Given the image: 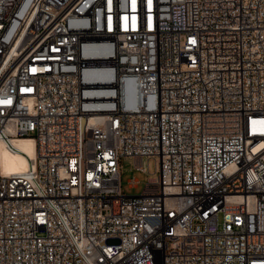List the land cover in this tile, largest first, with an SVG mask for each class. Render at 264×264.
Segmentation results:
<instances>
[{
    "label": "built area",
    "instance_id": "1",
    "mask_svg": "<svg viewBox=\"0 0 264 264\" xmlns=\"http://www.w3.org/2000/svg\"><path fill=\"white\" fill-rule=\"evenodd\" d=\"M25 137L0 264H264V0H0V147ZM123 157L156 160L137 196Z\"/></svg>",
    "mask_w": 264,
    "mask_h": 264
},
{
    "label": "rangeland",
    "instance_id": "2",
    "mask_svg": "<svg viewBox=\"0 0 264 264\" xmlns=\"http://www.w3.org/2000/svg\"><path fill=\"white\" fill-rule=\"evenodd\" d=\"M142 167L144 171L135 170L134 162L130 157H123L121 159V175H120V190L126 196H137L139 195L145 184L149 179L154 178L156 160L154 158H144L142 161ZM129 180H137V185L131 187Z\"/></svg>",
    "mask_w": 264,
    "mask_h": 264
},
{
    "label": "bare ground",
    "instance_id": "3",
    "mask_svg": "<svg viewBox=\"0 0 264 264\" xmlns=\"http://www.w3.org/2000/svg\"><path fill=\"white\" fill-rule=\"evenodd\" d=\"M13 149L0 147V165L5 173H15L24 170L29 159L35 156L34 141L29 138H13L11 141Z\"/></svg>",
    "mask_w": 264,
    "mask_h": 264
}]
</instances>
